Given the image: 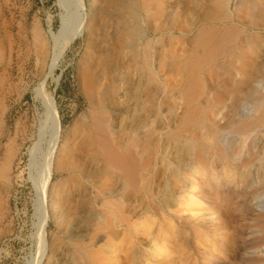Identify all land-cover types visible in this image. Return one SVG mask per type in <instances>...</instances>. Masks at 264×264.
Instances as JSON below:
<instances>
[{"label": "bare ground", "instance_id": "6f19581e", "mask_svg": "<svg viewBox=\"0 0 264 264\" xmlns=\"http://www.w3.org/2000/svg\"><path fill=\"white\" fill-rule=\"evenodd\" d=\"M173 1L137 0L135 21L153 20L155 37L142 28L126 36L129 79L119 93L130 106L146 77L153 93L145 105L152 107L153 117L131 123L126 139L116 145L111 117L93 116L99 159L124 176L130 204L125 213L119 192L82 183L93 211L84 216L92 221L81 240L68 244L74 264H264V211L253 197L264 190V0H234L233 11L227 2L220 19L234 12L250 30L243 34V27L201 25L185 54L186 32ZM167 17L169 25L163 21ZM158 33L167 34V43L153 56ZM41 88L51 104L52 96ZM248 97L250 112L244 106ZM231 134L240 137L237 145ZM51 148L39 163L43 181L51 173ZM5 155L0 171L8 178L11 148ZM257 164L262 171L255 177ZM62 212L54 218L57 227ZM58 250L59 244L51 242L46 264H54Z\"/></svg>", "mask_w": 264, "mask_h": 264}, {"label": "rangeland", "instance_id": "374dc122", "mask_svg": "<svg viewBox=\"0 0 264 264\" xmlns=\"http://www.w3.org/2000/svg\"><path fill=\"white\" fill-rule=\"evenodd\" d=\"M227 2L233 11L234 0L173 1L175 17L186 32L184 54L201 25L221 28L229 24L243 27V34L250 30L249 25L239 23L234 12L230 19H220ZM136 12L137 0H0V163L9 148L14 154L8 178L0 171V264H46L51 261V242L59 244L54 264H74L68 244L81 240L84 227L92 221L90 215L84 216L93 211L90 191L82 190V183L119 192L126 213L130 204L126 180L99 159L93 116L105 113L111 117L116 145L126 139L131 123L153 117L152 107L145 105L153 93L146 77L130 106L126 95L119 93V86H126L129 79L128 32L134 34L142 28L155 37L153 20L137 22ZM163 21L169 25L172 20L167 17ZM156 36L153 56L167 43L166 33ZM41 85L52 96L51 104ZM261 87L264 90V80ZM244 106L252 110L249 97ZM231 136L237 145L240 137ZM48 147L53 150L51 173L43 181L39 163ZM160 168L158 175L163 172ZM252 171L257 177L262 169L257 164ZM257 191L253 201L264 211V190ZM61 210L62 221L57 227L54 218ZM110 234L118 236L119 232L110 230Z\"/></svg>", "mask_w": 264, "mask_h": 264}]
</instances>
